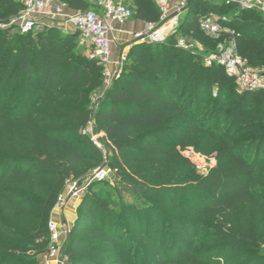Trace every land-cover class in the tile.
<instances>
[{"label": "trees", "instance_id": "obj_1", "mask_svg": "<svg viewBox=\"0 0 264 264\" xmlns=\"http://www.w3.org/2000/svg\"><path fill=\"white\" fill-rule=\"evenodd\" d=\"M58 1L105 13L93 0ZM121 1L133 20L159 23L154 0ZM23 11L22 0H0V264H42L67 182L105 161L82 132L91 121L115 175L82 197L64 249L70 264H264V93L240 94L224 68L205 62L235 40L264 70L261 13L192 0L180 35L130 46L94 110L104 67L78 32L22 33L12 21ZM210 14L226 29L218 39L200 26ZM186 148L215 159L206 176Z\"/></svg>", "mask_w": 264, "mask_h": 264}, {"label": "built area", "instance_id": "obj_2", "mask_svg": "<svg viewBox=\"0 0 264 264\" xmlns=\"http://www.w3.org/2000/svg\"><path fill=\"white\" fill-rule=\"evenodd\" d=\"M160 10L161 17L158 24H150L149 28L163 26L171 19L172 6L178 12L185 11L192 0H154ZM211 2L233 3L240 6L244 10H256L264 18V0H206ZM24 11L21 16L12 21V24L19 27L22 33L33 31L38 27L39 18L49 6H53V19L61 18L65 23L73 26L79 33V44L87 50L90 60L98 61L105 72V84H109L110 65L112 62V42L109 34L112 30L110 21L118 23H126L132 19L133 11L128 8L121 0H97V4L101 6L105 13L99 15L96 12H77L70 14L68 7L61 4L58 0H22ZM200 26L202 31L212 39H218L221 33L225 32L224 26L217 20V15L210 14L205 18H201ZM143 35H137L141 38ZM165 38L159 30H155L150 35L151 42H162ZM179 45L190 48L184 40L179 41ZM125 60V59H124ZM206 65L211 67L218 65L226 70V72L235 79L237 91L240 94L250 91H261L264 93V70L251 67L244 60L239 52L235 40L229 43L219 44L214 53L209 54L205 58ZM120 70L117 74L119 75ZM102 96H98L93 100V109L96 110L99 100ZM84 135L90 137L91 141L99 149L103 150L99 143L98 135L103 137L95 130V124L91 121L82 131ZM115 171L107 164L95 170L92 176H87L83 182L68 181L66 191L62 193L58 199V203L54 209L59 210L72 200H81L87 192L90 185L97 182H112ZM53 211V212H54ZM70 228L66 225L60 227L58 223L51 219L49 223L50 243L46 254L42 256V264L60 263L61 258L67 260L62 253L63 237L68 236Z\"/></svg>", "mask_w": 264, "mask_h": 264}, {"label": "crops", "instance_id": "obj_3", "mask_svg": "<svg viewBox=\"0 0 264 264\" xmlns=\"http://www.w3.org/2000/svg\"><path fill=\"white\" fill-rule=\"evenodd\" d=\"M97 3V0H93ZM70 14H75L77 11L68 9ZM171 19L168 23L161 27H154L153 29L149 28L150 24H147L142 21H135L130 19L126 23H118L110 21L111 24V32L109 34V38L112 42V62L110 65V78L109 84H106V90H108L113 84L114 80L117 77V74L120 70L121 64H123L126 55L129 52L130 46L134 43H140L145 41H150V35L153 31L159 30L162 35L166 38L175 33V24L176 22L185 15V11L178 12L175 8V4L172 6L171 10ZM54 13L53 6H49L44 12L43 16L39 18L38 29H42L44 27H58L63 29L66 32L74 33L76 32L73 26L69 23H65L61 18L53 19L52 14ZM137 35H143L141 38H136ZM79 203L76 200L70 201L67 205L63 206L59 210H55L52 214V220L58 223L61 219L62 214L69 215L68 222L66 224L67 227L71 228L75 223L77 218V208ZM60 225V224H59ZM65 237V238H64ZM63 237V242L67 241V236ZM54 264H70L68 260H63L61 258L60 263Z\"/></svg>", "mask_w": 264, "mask_h": 264}, {"label": "rangeland", "instance_id": "obj_4", "mask_svg": "<svg viewBox=\"0 0 264 264\" xmlns=\"http://www.w3.org/2000/svg\"><path fill=\"white\" fill-rule=\"evenodd\" d=\"M128 8H130V6H129V4L128 3H124ZM184 17H185V15H183L177 22H176V24H175V33H178L179 35H180V33H179V27H180V25H181V22L183 21V19H184ZM159 27H161V25H159ZM40 29H38V27H36L35 29H34V31L35 32H37V31H39ZM166 38H168V37H166ZM190 43L192 44V47H190L189 49H191V50H194V51H198V52H201V50H200V48L198 47V45L193 41V40H190ZM107 90H106V87L102 90V92H101V96H103V94L106 92ZM98 139H99V143H100V145L102 146V148H103V152H104V154H105V161H104V163L102 164V166L103 165H105V164H107L108 162H109V158H110V154L108 153V151H107V149H106V144H105V142H104V139H103V137H100L99 135H98ZM181 155L184 157V158H186V159H188V160H190L193 164H195V165H197L198 166V168L200 169V174H202V175H204V176H206L208 173H209V171H210V169L215 165V159L213 158V157H206V156H203L201 153H199V152H197L196 150H194L193 148H186L185 150H183V151H181ZM99 168V167H98ZM97 167L96 168H94L91 172H90V174L88 175V176H92L93 174H94V172H95V170L96 169H98ZM105 185L104 184H102V183H98V184H96V185H94V187H95V189L96 190H102L103 188L104 189H106V190H108L109 188L106 186V187H104ZM82 200V199H81ZM81 200H78L77 201V203H81ZM125 201L126 202H133L134 201V198L131 196V195H129V194H127L126 196H125ZM54 213V212H53ZM69 215L67 216V215H65L64 213L62 214V216H61V219H60V221L58 222V224H60L59 226L60 227H63V226H65L66 224H67V222H68V219H69ZM74 225V224H73ZM73 228V226L70 228V229H72ZM68 237V236H67ZM65 238V237H64ZM67 242V241H66ZM66 242L63 244V248H62V253L64 254V249H65V245H66Z\"/></svg>", "mask_w": 264, "mask_h": 264}]
</instances>
